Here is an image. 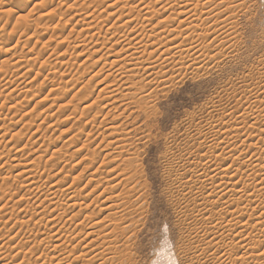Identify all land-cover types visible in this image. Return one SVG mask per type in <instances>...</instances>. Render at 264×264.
I'll list each match as a JSON object with an SVG mask.
<instances>
[{
	"label": "rangeland",
	"instance_id": "1",
	"mask_svg": "<svg viewBox=\"0 0 264 264\" xmlns=\"http://www.w3.org/2000/svg\"><path fill=\"white\" fill-rule=\"evenodd\" d=\"M97 1L0 0V235H2L0 236V255H2L0 257V264H23L27 261V264H30V262L33 264L35 262L36 264H51L50 261H47L49 260V258L47 260L46 258H43L44 261L42 260V258H39L40 249H34L33 246L36 245L38 241H41L42 237L45 236V228L46 226H48L46 224H48L47 221L48 218L50 219V217H48L49 215H47V218L42 217V221L45 220L46 222L44 223L46 224H44L43 222V224L39 223L37 219H40V216H35L34 220L32 219V214L37 213L41 204V200L39 197L42 195V201L46 197H50V185L48 186V188L41 187L38 190L39 193L37 194L34 191L33 194L31 190H29L28 193L26 192L27 188H25V186L28 184V181L26 182L25 180L26 175L17 178H15L14 176L19 175V172L23 173L27 169H32L34 176L39 180L40 177L41 180H45L49 176H56V178H58L57 180H63L65 183L72 184L76 181V184L74 183L75 186H79L78 184H81L80 186H85L90 177L91 179L93 178L92 172H94V168H96L91 166L92 161L90 162V160H92L93 157L88 155L87 158L85 156L89 152L90 155L92 153H94L95 155L97 154L95 163L98 165L102 160L106 163L111 162V158H116L117 155L123 157L122 152L126 153L124 154V156L126 155L125 157L129 156V154H138L137 156H139L136 158L141 170L140 181H142V184L145 185V188H143V191L141 192L142 194L140 193L141 198L139 197L138 201H134L135 199L132 200V205L138 206L139 204H141V206L132 208L131 210L125 211L123 213L125 216L131 214L134 220L138 223H135V226H132L130 229L131 231L136 227V236L134 237L135 243L132 249L135 264H191V259L192 257L197 256V252H195V250H192L191 254V251L188 249V242L185 241L188 238L187 236L189 228L192 229V232H195L196 229H198L197 233L203 235L207 229L202 226L203 220L206 219L208 215L209 217L215 216L214 218H216L217 216L214 214H216L218 208H214V210L212 203L208 201L206 205L207 207L209 206L208 208L211 209V212L208 208H206V212H202L204 213L203 215L205 216V218H203L204 216H199L197 219H194L195 217L192 216L196 214L195 211L201 209L202 203H204L205 201L202 198L198 199L197 201L192 200L191 193H189L188 188H183L184 191H182L178 183L176 182L179 179L185 181L188 180V174L190 173L189 170H193V168L197 167L195 166L197 165V163L198 165H201L203 163L204 160L201 161V159H203L202 154H204L203 150L207 149L206 151H209L208 144H206V141H204L207 132L213 129V131L219 130L224 124V122L222 121L224 120V118L228 119L231 112L234 113V117L230 118L231 121L233 119H236L232 122H239L244 115L243 110L247 108L244 98L245 93L248 94L250 92H256L258 89L256 90L255 83L258 80V83L260 85L263 84V82H260L259 78L260 76H263L264 72V70L262 69L263 66L261 65L263 64L262 60L264 59V0H234V2L231 3L232 15H230V17L225 20L226 23L219 22V27H217L218 29L222 25L221 28L223 30L221 31L225 33L224 36L219 34H215L216 36L211 35L209 37V41H206L205 43H203V45L201 41H199L198 39L197 41L195 39L196 44L194 45L196 47L199 46L198 49H201V51L206 50V59L204 58L202 61H200V63L188 60V63L186 65H179L180 68H176L174 69V71L172 69V65H164V67H162L163 65L161 67L159 66L160 68L158 67L155 72L162 69L158 72L162 71L161 73H165L166 77L165 80H163L164 78H162L158 83H153V85L156 84L154 86L152 84V86H147L149 85L147 83V73L143 71H139L138 73L136 72V74L133 70V73L132 71L126 70V72L123 73L124 76L122 75L124 77L123 78L122 76L117 74V72L119 71L118 68H120L119 65L115 64L116 66L114 65L110 67L111 65H109L106 67L105 65H108V63H105V65L103 63L106 62V48H108L110 44L106 42L108 46L106 45L107 47L104 48L105 45L102 42V37L99 38L101 42L99 39H97V36L93 38V34L91 33L92 31L89 29H92L94 25H97L100 22L104 23V20L107 21L108 24H112L111 22L118 20L116 21L118 24L117 26H121L120 29L126 31L127 34L130 31L131 33H129L130 35H132L130 38L134 39L132 40V42L135 43L140 40V44L143 41V44L147 43V41L149 43L152 41L151 43L156 44L157 40L159 41L162 37L168 36L167 32L164 33L165 30H163V36H154V39L152 34L155 33H151V28L147 27L143 29L145 30L143 33V30H140L142 27L141 24L138 26L135 22L136 24H128L130 25L128 26L126 23H124L125 20L129 19V17L127 18L126 16L129 15L128 12L130 7H135L136 5V3L134 4L135 1L133 0H100L98 2H100L99 4L101 5L97 4ZM127 1L129 6L125 3ZM136 1L137 3L140 2V0ZM113 3H116L117 5H114L115 7H113V9H107L108 6L113 5ZM114 11L116 16L111 15L112 17H110L109 14L114 13ZM160 13L162 14L157 15V17L152 20V22L154 23L153 25H155V23L158 21V19H160L161 16H168L170 12L163 13V11L161 10ZM119 15L120 17L124 16V18L121 17L120 19L122 20H119ZM102 17L104 18L103 20L101 19ZM150 18L151 16L149 17V19ZM146 19H148V16L146 17ZM141 20H143V18H141ZM87 23L88 25H90L86 26ZM173 24H175V22ZM173 24H171L170 28L168 27L167 29L172 30L173 28H175L173 26H176V24ZM125 26L128 27L126 28ZM132 26L138 27L135 28ZM143 27L145 26L143 25ZM208 28L209 30L211 29V31L214 30V28L216 29L214 25L209 26ZM146 29L148 30L147 32ZM139 34L141 35L139 36ZM147 34L152 35V39L149 38L150 41L147 39ZM119 36L120 35H116L114 36L115 39H110V41L112 40L111 44H113L114 41L116 42V40L118 41L120 39L118 43L116 42L118 47L114 43L117 48H120L122 46L120 44V42L122 41L121 38H117ZM137 37L139 40L137 39ZM149 43L144 44L146 46L145 48L147 49L141 48L145 49L144 52L146 54L144 52H141V54H145L144 58L149 57L151 50L153 52V49H155L153 46L150 50V48H148V46H150ZM156 45H159V42ZM93 46H95L94 49ZM99 46L100 49L101 46H103V50L99 51ZM141 49L140 51H143ZM208 50H211L209 51L211 55H207ZM90 51L98 52L91 53ZM104 52L106 54H103ZM147 52H149V54ZM157 53L160 54L161 52H156L154 55L156 56ZM94 54L99 55L96 56ZM102 55H104V57H101ZM97 58H99L100 60ZM155 58H157V56ZM162 58H165V56H162ZM109 59L113 60L115 58ZM29 60L32 63L31 64L29 62L32 67H30L28 63ZM31 60H33L35 64ZM153 60L155 59L153 58ZM101 67L105 68L103 69ZM101 69H103L104 71ZM257 73H260L261 75H258ZM108 74L110 75L109 78L107 77L109 76ZM114 75L118 76L116 77ZM130 75H133L132 77L135 76L134 79H136L137 82L139 80V84H141V87H143V94H141V92L139 96L146 95L144 97H146L147 100L146 98L145 100L149 102H145L146 105L144 103L146 107L143 104H141L143 107H140L139 104L141 103V101L138 98L139 96L135 97V99L125 98L132 82H135V80H131L133 78ZM92 76L94 80L92 79V83L90 85L88 84V82L92 78ZM256 77H258L257 80ZM125 78H127V80ZM140 78H142V80ZM103 79H106V82ZM115 79H118V83L115 82ZM122 79H125V81H123ZM124 82L126 83V85L129 84L127 82H130V86H126ZM110 83L112 84L113 91H115V93L117 91V93H113L111 95V93L108 94L109 91L107 93H103L101 91L102 100L99 101L98 104H96L94 99L96 100L98 92ZM117 84H119L120 86ZM143 84L145 85V88ZM259 84L257 85V88ZM85 85L87 87L90 86V90H92L94 93L93 100H88L89 103H87L86 100L88 94L85 93L87 92L85 91L87 90L85 89ZM126 87H128V90L126 89ZM123 90H126L124 91L125 93L123 92ZM150 92L152 95L149 94ZM83 93H85V96H87L85 97ZM121 95L124 96L122 97ZM83 96L85 97V99L83 98ZM148 96L150 98H148ZM62 97H64L63 100L61 99ZM79 97H82V99ZM124 98L126 99V101ZM132 99L136 102H134ZM138 99L140 103H138L139 101L137 102ZM87 104H93L91 106L94 107V110H91L92 112L87 116L88 118L86 117L87 119H84L83 121L81 119L82 114H80V112L82 111V108L87 106ZM96 105L98 106L99 110H102L103 113L98 115L99 117H97L96 119V124H94L93 122H91V120L94 117L93 115L97 114L95 107ZM223 115L224 118H220L223 117ZM87 121L88 123H91L86 126V132L84 130V136L83 134H81L82 137H79L80 135L78 134H80V131L82 130L81 128L84 127L83 124H86ZM110 121L112 123H115L114 126L116 127V130L120 132L118 133L117 131V133L120 134L119 139L123 137L124 140L121 141V143L123 142V144L116 145L117 143H115V147L107 146L108 141L111 140V138L106 137L108 134L106 128H109L112 124ZM79 122H82L83 127H79L81 124ZM260 122L263 123L264 121ZM260 122L257 127L264 125V123L261 125ZM99 125L101 126L99 127ZM249 125L250 124H246L243 126L237 125L236 127L239 128H236L238 130V135H236L237 130H234L231 133V137L233 135H236L238 139V142L236 141L239 148L238 150L240 152L242 151L243 153H245L244 150H248L249 153L253 151V149H249L247 145L242 146L241 144V140H243L242 137H244V135H248L249 132L252 135H256V133H254L253 131L255 127H252V125L251 130ZM92 127L93 129L95 128V131L91 133V137L87 136L88 138H90L91 142H89V140H87L88 138H86L85 136L86 134H88L87 131H89ZM245 127H247L246 130ZM105 130L106 136L102 135L103 131L105 132ZM76 136L77 138H75ZM102 136H104L105 139ZM223 138L225 140L222 139L223 144L221 146H223L224 144L227 145L231 142V140L229 139L230 135ZM73 139H75V141ZM79 139H81V142ZM84 144L88 146V149L84 146ZM99 144L102 145L99 146ZM97 145L100 149L97 148ZM124 145L127 147H131H129V150H125L124 152V150H122L121 148L125 147ZM116 146H121L119 147L120 150H115L117 148ZM104 148L105 150H103ZM80 151H82V153ZM118 152H120L122 155H120V153ZM111 153L112 155L110 156L112 157L108 156L106 160L101 157ZM214 156L216 155L214 154ZM85 158L89 160H86ZM188 158L191 161L195 162V167H184V162L187 161ZM86 162H90V164L88 163L89 168L87 167ZM27 165H30L31 167ZM10 166H13L14 168L12 167L11 169ZM108 166H114L112 168H116L115 165L110 163L108 164ZM83 169H86V171ZM196 169L199 170L198 168ZM257 173L261 174V172ZM249 174H252V172H250ZM75 176H80V179L78 177L75 178ZM5 178L7 180V184L4 183ZM53 179H51L52 182ZM239 181L241 180H239V178H236L232 181V183H237ZM243 183L244 185H242ZM243 183L241 184L240 182L238 187H245L246 184L245 182ZM93 185L88 186L86 190L90 191ZM210 187H213V190L216 191L218 189V184L214 183ZM103 188L104 187H102V189ZM196 188H199V190H201L200 185L196 186ZM197 190L198 189H195L194 192L199 193ZM204 190L205 189L203 187V191ZM240 190L243 189L241 188ZM185 191L186 193H188L186 194ZM25 193L26 196L24 195ZM143 198H145V200ZM36 199L37 201H35ZM92 199L94 200V197H90L88 200ZM259 200H257L258 202L255 201L256 203L254 202L252 206L242 205L243 207L241 208V215H243V217L239 215L242 219L236 215V217H239L238 221H240V223L236 226V221H234L235 223H232V225L234 224L232 226L234 235H237L239 233L238 236H240L241 239H236L237 241H239L238 243H240L238 244V247L240 248H236L237 252H234L233 254V257L235 259L233 260L235 262L233 264L252 263L250 261H244L245 263H242V257H240H244V255L248 257V254L252 253L251 251L253 249L251 250V246H249L251 236L258 238V234L260 235L262 233L260 235L261 238L259 237L257 239L258 244L262 245H260L259 249L256 248V250H258L257 254L264 253V234L263 232H261L264 228V211H254L263 201V199L261 200V202ZM97 202L94 201L96 205L93 203L91 211L94 209L97 210L95 206L98 207L103 205L102 201ZM37 203L39 205H37ZM255 204L256 208H254ZM143 207H145V209ZM252 207L254 210L252 209ZM142 208L144 211H142ZM245 208L246 210H243ZM250 208L252 211L250 210ZM35 209H37V211ZM33 210L35 211V213ZM101 213L106 214L105 212ZM101 213H99L100 215H98L97 217H101ZM248 215L252 216L250 217ZM226 221H228V219ZM226 221L224 222L225 225L227 224ZM261 221H263V224L261 223ZM15 222H17L18 224ZM259 224L261 226H259ZM249 225L250 227L248 228ZM209 227V231H211V229L213 230V226ZM47 229H49V227ZM242 229L244 230V232ZM250 230L251 232H253L251 233ZM42 231H45V233H43ZM236 231L237 233H235ZM15 234H17L18 237ZM35 236L36 238H32ZM249 236L250 238H248ZM34 239H36L37 241H35ZM30 241H35L36 243ZM26 242H30V244H26ZM20 243L23 245H21ZM99 243H101V240H97L94 243L95 245H93V247H97L95 249L96 251L99 250L100 245H97ZM18 244L20 245V247ZM246 244L248 247L246 246ZM29 245L30 247H28ZM51 245H53V243H50L49 246L47 245L49 251V247H51ZM21 247L22 249H20ZM217 248V245L212 244L211 252L215 251V249ZM223 249L228 250L227 245H223L222 250ZM32 252L34 253V255L32 254ZM4 255L6 258L4 257ZM27 257L28 259L30 257V259L28 260ZM2 258H4L5 260Z\"/></svg>",
	"mask_w": 264,
	"mask_h": 264
},
{
	"label": "bare ground",
	"instance_id": "2",
	"mask_svg": "<svg viewBox=\"0 0 264 264\" xmlns=\"http://www.w3.org/2000/svg\"><path fill=\"white\" fill-rule=\"evenodd\" d=\"M98 1H100V0H98ZM98 1H97V4L100 3ZM133 1H135L134 4L136 3V5L134 7L133 3H132L133 7H130L129 12H128L129 15L126 16L127 18L129 17V19L125 20L124 23H126L128 25V24H134L136 22L137 24L136 23L135 24L138 25V26L141 24L142 27H141L140 30H143V29H145L147 27L151 28V33H155V34H152L153 38H154V36H160V35L162 37L163 36L162 35L163 34V30H165L164 33L167 32V34H168L167 37H162L159 41L158 40L156 41L157 43L159 42L160 46L156 45L157 44L156 42H155L156 44H154V43H151L152 41L150 43L147 41V43H149L150 46H151V47L148 46V48H150V50L152 49L153 46L155 48V49H153L154 50L153 52L151 50L152 54L150 53L149 57L144 58V55L146 54L144 52V50L147 49V48H145L146 46L144 44H147V43L143 44L144 41L141 40L143 42L140 44L139 43L140 40L138 39V37H137V39L139 41L138 42L134 41L135 43H133L132 40H134V39L130 38L132 36V35H130L131 32L129 31L130 33L128 32V34H127L126 31H123V29H120L121 26H117L118 24L116 22L118 20H115L114 22H111L112 24H108V22L104 20V23L100 22L97 25H94L92 27V29H89V30L92 31L91 33L93 34L92 35L93 38L96 37V36L98 37L97 39L102 37L101 38L102 42L105 45L104 48H106L108 46L106 42H108V44H110V46H108V48H106L107 52L105 51L107 54L105 52L103 53V54H106V58H105L106 62H104L103 64L105 65V63H108V65H105L106 67L109 66V65H111L110 67H112L115 64L119 65L120 68L117 67L118 70H119L118 71L119 73L117 72V74L120 75V76H122L123 73L126 72V70L127 71H132L133 70V71H135V73L136 72L138 73L139 71H143V72L147 73L148 82L147 81L146 82L149 84L147 86H152L153 83H158L162 78H164L163 80H165V77H166L165 73H161L162 71L158 72V71H160L162 69H160L157 72H155V70L158 69L159 66L161 67L163 65L162 67H164V65H172V69L174 71V69H176V68L179 69L180 68L179 65H181V66L186 65L188 63L187 62L188 60H192V61H196V62L200 63V61H202L204 58L206 59V57H207L206 54H205L206 50L201 51V49H198L199 46L196 47L194 45V44H196L195 43V39L196 40L198 39L199 41H201L202 45H203V43H205L206 41H209V37L211 35L213 36L215 34H219V35H223L224 36L225 33L221 31V30H223L221 28L222 25L220 24L221 27L218 28V29H217V27H219V25H218L219 22L226 23L225 20L228 17H230V15H232L231 14L232 13L231 3L234 2V0H140L139 3H137L136 0H133ZM103 3H104V1H103ZM116 3H118V2H116ZM116 3H113V5L108 6V8L107 7L106 8L107 9H109V8L113 9V7H115L114 5H117ZM125 3L127 5L128 1L125 2ZM15 5H17V4H15ZM99 5H101V4H99ZM128 6H129V4H128ZM158 6L161 7V8H159ZM18 7H20V6H18ZM23 7H25V6H23ZM95 8H98V7H95ZM124 8H125V5H124ZM161 10L163 11V13H169V12L170 13L168 14V16H161L160 19H158V21L156 22L157 24L155 23V25H153L154 23L152 22V20L155 17H157V15L162 14V13H160ZM115 11H114V13L109 14L110 17L115 15ZM121 11H122V9H121ZM164 11H166V12H164ZM121 15H123V14H121ZM125 15H127V14H125ZM147 16H148V19H146ZM150 16H151V18L149 19ZM121 17L124 18V16H121ZM121 17L119 15V20H122V19H120ZM141 18H143V20H141ZM101 19L103 20L104 18L102 17ZM107 20H109V19H107ZM174 22H175L176 26H173V25H175V24H173ZM171 24H173L172 26L175 27V28H173L172 30H168L167 28L168 27L170 28ZM87 25H88V23L86 24V26ZM143 25L145 27H143ZM212 25H214V27H216V29L214 28V30L211 31V29L209 30L208 27L212 26ZM128 26H130V25H128ZM138 26H132V27L136 28ZM90 28H91V26H90ZM144 31L145 30H143V33H144ZM147 31L148 30L146 29V32ZM209 32H211V33H209ZM141 33H142V31H141ZM80 34H81V32H80ZM116 35H120L117 38H121V40H122L120 42V44L122 45L120 48H117L118 47L117 43L119 42L120 39L118 41L116 40L117 43L114 41V43L116 44L117 47L115 46L114 43L111 44L112 40H113L112 38H114V36H116ZM140 35L141 34H139V36ZM148 35L149 34H147V39L150 41V39H152V35H149V36ZM158 38H156V39H158ZM103 39H104V41H103ZM110 39H112V40L110 41ZM154 39H153V41H154ZM99 40H98V42H99ZM100 42H101V40H100ZM201 42H198V43H201ZM198 43H197V45H198ZM91 47H92V45H91ZM94 47L95 46H93V49H94ZM102 47L103 46H101V49H100V46H99V49H100L99 51L103 50ZM141 48H145V49H141ZM90 49H92V48H90ZM140 49L143 50V51H140ZM84 50H86V49H84ZM150 50H148V51H150ZM209 51H211V50H208V52ZM92 52L97 53L98 51H92ZM141 52H144L145 54L144 53L141 54ZM156 52H161L160 54L157 53V55H156L157 58H155L156 56L154 55ZM208 52H207V55L210 54V52L209 53ZM147 53L149 54V52H147ZM148 54H147V56H148ZM94 55L97 56L99 54H94ZM152 55H154V56H152ZM212 55H215V54H212ZM162 56L163 57L165 56V58H162ZM101 57H104V55H102ZM99 58H100V56H99ZM99 58H97V59H99ZM109 58H115V59L112 60V59H109ZM153 58L155 60H153ZM17 61H19V60H17ZM31 61L33 62V60H31ZM29 62H30V60L28 61V63ZM30 63H29V65H30ZM262 63H263V64H261L263 66L262 69L264 70V59L262 60ZM96 65H97V63H96ZM104 65H102V66H104ZM30 67H32V66L30 65ZM126 67H128V68H126ZM87 68H85V69H87ZM101 68L104 69L105 67H101ZM103 69H101V70H103ZM140 69H143V70H140ZM133 71H132V73H133ZM99 72H101V71H99ZM27 75H28V73H27ZM95 75H94V77H95ZM97 75H98V72H97ZM258 75H256V76H258ZM114 76H116V75H114ZM107 77L109 78L110 75L107 76ZM131 77H130V79H131ZM134 77H132L133 79H131V80H133V81L135 80V82H132L131 87L129 88V90L127 89L128 87H126L128 92H127V96L125 95L126 96L125 98H129V99L134 98L135 99V97L139 96V94L141 92H142L141 94H143V91H144L143 87H141V84H139L140 83L139 80L137 79L138 80V82H137L136 79H134ZM119 78H121V77H119ZM92 79H93V76L89 80L88 84L91 85ZM125 79L127 80V78H125ZM125 79H122V80L125 81ZM140 79L142 80V78H140ZM257 79H258V77H256V80ZM259 79H260V82H263V84L260 85L258 83L259 80L256 82L257 84L255 83V85H256L255 88H256V90L257 89L258 90L256 92H254V93H252V92H250L248 94L245 93L244 98H245V102H246L247 108L246 109L244 108L245 109V110H243L244 111V115L242 116L241 120L239 122L238 121L237 122H232L233 120H236V119H233L231 121V119H230V118L234 117V113L233 112L230 113V117L228 118L229 120L227 118H224V115H223V117H220L222 119L224 118V120L222 121V122H224V124L222 123L223 124L222 127L219 130H216V131H213L214 129L210 130L208 132L206 131L207 134L205 136L204 141H206V144H208L209 151H206L207 149L206 150L204 149L205 151L203 150L204 154H202L203 155V159H201V161L204 160L203 161L204 164L202 163L201 165H198V163H197V165H195V162L191 161L188 158L187 161L184 162V164H185L184 167L185 168H193L195 166H197V167L193 168V170H189L190 173L188 174V176H189L188 180L185 181V180H182V179L178 178L179 180H177V182H176V183H178V185H179V187L181 188L182 191H184V189L186 187L188 188L189 193H191L192 200H196L197 201L198 199L202 198L205 201L204 203H202V208L195 211L196 214L194 213L195 215L192 216V217H195L194 219H197L199 216H201V217L204 216L203 214L206 212V208L209 207V206L207 207V205H206L208 201H210L212 203L213 209L214 208L215 209L218 208V211L216 212V214H214V215H217L216 218H214L215 216L214 217L213 216L209 217V215H208V217L203 220V225L202 226L205 227V229L207 228L203 235H200L199 233H197L198 229H196L195 232H192V229L189 228V232H188V236H187L188 238L185 241L188 242V245H189L188 249L191 251V254H192V250H195V252H197V256L192 257V259H191L192 262H190L191 264H233V263H235L233 261V260H235L234 257H233L234 256L233 254H234V252H237L236 248H240V247H238L239 246L238 244H240V243H238L239 241L236 240V239H240V236H238L239 233L237 235H234V231H233V228H232V226L234 224L232 225V223H235L234 221H236L235 226L240 223V221H238V219L240 217L239 215H241V208L243 207L242 205L252 206L255 201H257L259 199H261V200L263 199L261 204H259V205L257 204L259 207L256 210H254L253 207H252V209L255 212L258 211V210H259L258 212L264 211V196H263L264 195V125L257 127L259 125L260 121H264V72H263V76H260ZM103 80H105V82H106V79H103ZM248 81H250V80H248ZM102 82H104V81H102ZM115 82L118 83V79H115ZM127 83L130 84V82H127ZM110 84L109 85L106 84L107 86H105L103 89H101L98 92V94L96 96V100L94 99L96 104H98L99 101L102 100L101 99V96H102L101 93L102 92L103 93H107L109 91L108 94L111 93V95L113 93H115V91H113V89H112V84H111V86H110ZM129 84L126 85V83H125L126 86H130ZM258 84H259V86L257 88ZM117 85H119V84H117ZM154 85H156V84H154ZM121 86H122V83H121ZM86 87L87 86L85 85V89H87V90H85V91H87L85 93L88 94V96L86 95L87 96L86 100H87V103H89L88 100H90V99L93 100L94 93H93L92 90H90L91 89L90 86L87 87V88ZM144 88H145V85H144ZM149 88H151V87H149ZM82 90H84V89H82ZM124 91H126V90H123V92ZM153 91H155V90H153ZM85 93H83L84 96H85ZM116 93H117V91H116ZM149 94H151V92ZM84 96H83V98L85 99L86 96L85 97ZM121 96H119V97H121ZM144 96H146V95H140L138 97L140 99V101H141V103H140L139 99L137 100V102L139 101L138 103H140L139 104L140 107L142 106L141 104L144 105L145 102L149 103V102L146 101L147 98L144 97ZM149 96H148V98H150ZM64 97H62L61 99L63 100ZM79 98L82 99V97H79ZM145 98H146V100H145ZM62 100H60V101H62ZM92 100H91V102H92ZM83 101H85V100H83ZM125 101H126V99H125ZM54 102H56V101H54ZM114 102H112V103H114ZM134 102H136V101H134ZM126 103H128V102H126ZM146 103H145V105H146ZM93 104H91V105H93ZM91 105L87 104V106L82 108V111H81L82 113L80 112V114H82V118L81 119L83 121H84V119L88 118L87 116L92 112L91 110H94L93 109L94 107H92ZM95 107H96V113L97 114H94L93 115L94 117L91 115L93 118L91 117L92 120L90 119L91 122H93L94 124H96V121H97L96 119H97V117H99L98 115L103 113L102 110H99L97 105ZM12 108H13V106H12ZM75 115H76V112H75ZM24 116H25V114H24ZM38 118H39V116H38ZM35 121H36V119H35ZM91 122H89V123H91ZM79 123H81L80 126H79L80 128L83 127V125H84V127L81 128L82 130L80 131V134H78V135H80L79 137H82L81 134H83V136H84V133L86 132V130H85L86 126L89 123H88V121H87L86 124H83V125H82V122H79ZM263 123H261V125ZM246 124L247 125L250 124L249 125L250 128H251L252 125H253L252 127H255L253 129V131H254V133H256V135L253 134L254 135L253 136L249 132L250 135L249 134L246 135V136L244 135V137H242L243 140H241V138H240V140H241L242 146L243 145H245V146L247 145V147L249 149H253V151L251 153H249L248 150H244L245 153H243L242 151L240 152L238 150L239 148L237 146V142H238L237 140L238 139H237L236 135H238V130L236 128H238V127H236V126L237 125H242L243 126V125H246ZM102 125H103V123H102ZM114 125H115V123H112L109 128L105 127L107 129V131H108L107 132L108 133L107 136H106V130H105V132L103 131V133H102V135H105L106 137L111 138V140L108 141V145H107L108 147L109 146L110 147L111 146L115 147V143H117L116 145H120V144H123V142L121 143V141H124L122 136H121L122 138L119 139L120 138V134H118V133H120V132L118 130H116V127ZM27 126H25V127H27ZM100 126L101 125H99V127ZM37 127H38V125H37ZM93 127L89 131H87L88 134H86V136H85L86 138L91 137L90 136L91 133L93 131H95V128L93 129ZM246 128L247 127H245V130H246ZM84 130H85V132H84ZM234 130H237L236 131L237 134L235 136L233 135L231 137V133ZM251 130H252V128H251ZM117 131H118V133H117ZM125 135H126V133H125ZM229 135H230L229 139L231 140V142L228 143L227 145L224 144L223 146H221L223 144V140H222V139H224L223 137H228ZM102 137L105 139L104 136H102ZM75 138H77V136ZM73 140L75 141V139H73ZM79 140L81 142V139H79ZM87 140H89V142H91L90 138H88ZM73 142H71V143H73ZM227 142H225V143H227ZM69 143H70V141H69ZM101 145L102 144H99V146H101ZM201 145H200V147H201ZM84 146L86 148L88 147L85 144H84ZM99 146L97 145V148H99ZM121 146H123V145H121ZM121 146H118V147L116 146L117 148L115 150H118V149L120 150L119 147H121ZM132 146H133V144H132ZM129 147H131V146H128V147L125 146V147H121V148L125 152V150H129ZM103 150H105V148ZM59 151H60V149H59ZM199 151H200V149H199ZM80 152L82 153V151H80ZM120 152H122V151H120ZM120 152H118V153H120ZM112 153L111 154H106L105 156H101V157L104 158V160H106V158L108 156L112 155ZM116 153H117V151H116ZM122 154H123V157L117 155L116 158L115 157L113 158L112 156H110V157H112L111 158L112 160L109 163L116 166V168H112L114 166H108L109 163H106L103 160L101 161V163L99 165L96 164L95 161L97 159L96 158L97 154L95 155L94 153H92L90 155V152L87 153V155H85V156L87 158H88V155L93 157L92 160H90V162L92 161L91 162V166L92 167H96V168H94L95 171L92 172L93 178L91 179V177H90L89 181L85 184V186H80L81 184H78L79 186H75L74 183L76 181L74 183H72V184L65 183L63 180H57L58 178H56V176H53V177L49 176L48 178L46 177L47 179L44 178L45 180H41V177H40V180H39L38 178L36 179V177L34 176L32 169L31 170L27 169L23 173L19 172L20 173L19 175L14 176L15 178H17V177H22V176L26 175L25 176V180H26V182L28 181V184L25 186V188H27L26 192H28V193H29V190H31L32 193L34 191L37 194V193H39L38 190L41 187L48 188V186L50 185L49 189L51 190V193H50L51 195H50V197H48L50 199H48L46 197L42 201V199H41L42 195H41L39 197L40 200H41V204L39 206V209H38V211H37V209H35L37 211V213H35V211L33 210L35 214H32V219L33 220H34L35 216L36 217L37 216L41 217L40 219H37L39 221V223H41V224L46 222L45 220L42 221V217L43 218H45V217L47 218V215H49L48 217H50V219L48 218V221H47L48 224L44 223V224H46L48 226H46V228H45L46 233H45V231L44 232L42 231L43 233H45V236L42 237L41 241H38L37 243L35 242V241H37L36 239H34L35 241H30V242H35L36 243V245H33L34 243L32 244L34 246V249L35 248L36 249L37 248L40 249V255H39L40 257L39 258H42V260H43V258H46V260L49 258V260H47V261H50L51 264H135L134 254H132V249H133V245L135 243L134 237L136 236V227H135V229H132L131 231H130V229H131L132 226H135L134 225L135 223L136 224H138V223L134 220V218H133V216H131V214H128L127 216H125L123 213L125 211L131 210L132 208H137V207L141 206V204H139L138 206L137 205H132V200L133 199H135L134 201H138L139 200L138 198L142 194L141 192L143 191V188H145L144 187L145 185H143L142 181H140L141 180L140 179L141 170L139 168L140 165L137 163V158H136V157H139V156H137L138 154H135V155L132 154L133 156L129 154V156H127V157H125L126 155L124 156V154H126V153L122 152ZM122 154L120 153V155H122ZM127 154H128V151H127ZM214 154L216 156H214ZM134 156H135L136 159L134 158ZM99 157H100V155H99ZM86 160H89V159H86ZM90 162H88V163L90 164ZM88 163L86 164L87 167H88ZM27 166H30V165H27ZM12 167L13 166H10L11 169H12ZM196 168H198L199 170H197ZM83 170L86 171V169H83ZM250 172H252V174H249ZM257 172H261V174H258ZM45 174H46V172H45ZM82 174H83V172H82ZM186 175H187V173H186ZM77 177L80 179V176H75V178H77ZM53 178H55V179H53ZM181 178H182V175H181ZM236 178H239V180H241V181H239L237 183H232V181L234 179H236ZM8 179H9V177H8ZM51 179H53V182H52ZM176 179H177V177H176ZM33 181H35V182H33ZM72 181H73V179H72ZM240 182H241V184L243 182H245L246 186L245 187L243 186V187L239 188L238 185L240 184ZM4 183L7 184L6 178H5ZM214 183L218 184V189L219 190L218 189L216 191L213 190V187L215 185L213 187H210ZM90 185L91 186L93 185V187L90 189V191L89 190L87 191L86 189ZM199 185L201 186V190H199V188H196V186H199ZM242 185H244V183ZM102 187H104V188L102 189ZM203 187L205 189L204 191H203ZM241 188L243 190H240ZM195 189H198L197 191L199 193H195L194 192ZM185 193H186V191H185ZM24 195L26 196V193ZM47 195H49V194H47ZM90 197H94V200L93 199L92 200H88ZM143 199L145 200V198H143ZM261 200H259V201L261 202ZM35 201H37V199ZM94 201H96V202L97 201H102L103 205L102 206H98V207L95 206V208H97V210L94 209V210L91 211V208L93 207ZM201 202H202V200H201ZM35 205H34V207H35ZM37 205H39V204L37 203ZM254 206H255L254 208H256V204ZM196 207H197V205H196ZM143 208L145 209V207H143ZM143 208H142V211H144ZM41 209H42V211H41ZM210 210L211 209H209V211ZM243 210H246V208L243 209ZM250 210H251V208H250ZM87 211H89V212H87ZM101 212H105L106 214H104V213L102 214ZM202 212H204V213H202ZM246 212H248V211H246ZM99 213L102 214L101 217H97L98 215H100ZM242 214H243V212H242ZM141 215H143V214H141ZM205 215H207V214H205ZM236 215L239 216V217H236ZM248 216H250V215H248ZM241 217H243V215H241ZM203 218H205V216ZM227 219H228V221H226ZM17 221H18V219H17ZM225 221L227 223L226 225L224 223ZM249 221H250V219H249ZM15 223H17V222H15ZM28 223H26V224H28ZM246 223H248V222H246ZM261 223L263 224V221H261ZM20 225H22V224H20ZM195 225H197V224H195ZM209 226H213V230L211 229V231H209V228H210ZM259 226H261V225L259 224ZM48 227H49V229H47ZM249 227H250V225L248 226V228ZM251 230H250V232H251ZM243 232H244V230H243ZM261 232H263V234H264V228L262 229ZM43 233H41V234H43ZM235 233H237V231ZM241 233H240V235H241ZM15 235H17V234H15ZM260 235L258 234V238L259 237L261 238ZM0 236H2V235H0ZM17 237H18V235H17ZM32 238H36V236L32 237ZM248 238H250V236ZM258 238L257 237L255 238V237L251 236V239L249 241V243H250L249 246H251V250L252 249L253 250L251 251L252 253H249L250 255L248 254V257L246 255H244L245 259H244L243 256H240V257H242V263H245L244 261H250L253 264H263L264 255L257 254L258 250H256V248L259 249L260 245H262V244H258V240H257ZM97 240H101V243L97 244V245H100L98 251L95 250L97 248L96 246L93 247V245H95L94 243ZM8 241H9V239H8ZM5 242H7V241H5ZM30 242L29 243L26 242V244L27 243L30 244ZM50 243H53V245H51V247H49L50 248V251H49V249L47 247L50 245ZM26 244H24V245H26ZM212 244H215V245L218 246V248L215 249V251H213V252H211V245ZM21 245H23V244H21ZM223 245L224 246L227 245L228 250H225V249L222 250V246ZM15 246H16V244H15ZM246 246H247V244H246ZM19 247H20V245H19ZM22 247L20 249H22ZM28 247H30V245ZM41 247H44V248H41ZM212 250H214V249H212ZM48 251H49V253H48ZM29 254H31V253H29ZM32 254L34 255L33 252H32ZM13 255H15V254H13ZM1 256L2 255H0V257ZM4 257H5V255H4ZM232 257H233V259H232ZM23 258H24V256H23ZM2 259H4V258H2ZM27 259H28V257H27ZM29 259H30V257H29ZM25 261H27V260H25ZM27 263H28V261L26 263H23V264H27ZM30 264H33V263L30 262ZM34 264H36V262ZM45 264H47V263H45Z\"/></svg>",
	"mask_w": 264,
	"mask_h": 264
},
{
	"label": "snow or ice",
	"instance_id": "3",
	"mask_svg": "<svg viewBox=\"0 0 264 264\" xmlns=\"http://www.w3.org/2000/svg\"><path fill=\"white\" fill-rule=\"evenodd\" d=\"M161 123H163V122H161ZM262 255H264V253H262Z\"/></svg>",
	"mask_w": 264,
	"mask_h": 264
}]
</instances>
